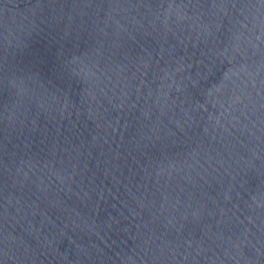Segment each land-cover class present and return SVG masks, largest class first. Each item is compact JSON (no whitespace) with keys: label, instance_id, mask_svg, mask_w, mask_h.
I'll return each instance as SVG.
<instances>
[{"label":"water","instance_id":"95a60500","mask_svg":"<svg viewBox=\"0 0 264 264\" xmlns=\"http://www.w3.org/2000/svg\"><path fill=\"white\" fill-rule=\"evenodd\" d=\"M0 264H264V0H0Z\"/></svg>","mask_w":264,"mask_h":264}]
</instances>
